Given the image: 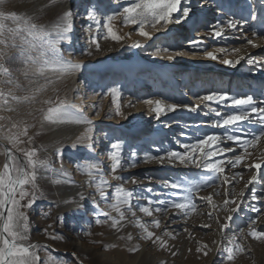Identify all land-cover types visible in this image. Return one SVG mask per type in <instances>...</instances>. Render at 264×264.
<instances>
[{
    "label": "snow or ice",
    "instance_id": "obj_1",
    "mask_svg": "<svg viewBox=\"0 0 264 264\" xmlns=\"http://www.w3.org/2000/svg\"><path fill=\"white\" fill-rule=\"evenodd\" d=\"M5 3L6 0H0V6ZM46 10H55V19L46 23L40 22L41 15L0 10V112L9 113L0 115V140L4 142L0 147L5 157L0 167V264H67L65 258L55 255L50 244L31 239L29 213L38 201L48 199L47 182L56 185L58 192L61 186L76 189L70 194L61 193L60 199L53 201L56 208L63 206L81 215L91 211L96 226L124 233L117 239L128 246L130 253H139L141 244L148 242L171 257L178 256L173 242L180 232L169 225L182 221L183 234L195 239L193 230L187 226L194 216L207 218L209 222L200 225L203 229L211 230L216 225L221 239L212 243L217 245V253L225 255L222 264H235L238 257L250 254L249 240L264 244V228L259 227L264 224V89H260L258 96L251 90L233 93L225 90L222 82L217 86L215 81H208L211 87L203 94L192 92L191 103L163 94L141 100L157 120L179 111L214 118L190 126L192 132L174 134L170 147H165L163 140L150 141L142 146L128 145L127 154L125 140L115 138L113 142L105 134L103 139L109 140L110 145L106 172L105 160L98 158L101 141L96 135V124L83 103H75L67 93L63 97L57 94L55 99L37 100L57 80L71 78L85 67L82 61L67 59L63 54L64 43L72 40L78 14L73 10L72 0H46L38 12L46 14ZM85 13L89 47L82 55L88 57L104 50L101 40L123 47L134 34L152 43L138 39L129 46L141 50L153 48L148 52L152 58L171 62L177 57L200 56L228 68L235 69L243 62L264 71V56L257 57L249 51L264 49V0H89ZM173 25L182 28L188 25L181 34L182 40L176 46L157 44L161 40L157 33L164 39L170 36L176 39L172 35ZM120 28L132 30L121 34ZM209 38L215 45L207 43ZM184 41L187 46L182 48L179 44ZM41 79L45 81L43 84ZM102 95L111 97L116 117L126 118L118 86L108 87L105 93L94 92V96ZM76 99L82 97L77 95ZM37 103L46 107H34ZM22 105L29 107L26 115L32 117V123L20 115ZM124 106L135 107V103L129 99ZM37 112L39 116L35 115ZM103 112L100 106L95 116L100 117ZM64 125L75 127L59 131L55 138L49 136L51 142L44 143L46 130ZM163 127L171 125L165 122ZM203 127L219 131L201 132ZM37 139L42 142L39 147L34 146ZM155 143L159 146L153 151L151 145ZM80 148L91 156L75 162L70 172L64 166L65 152ZM140 164L199 172L175 179L123 174ZM245 171L250 173L247 179ZM73 173L86 177V181L77 182ZM111 181L119 183L114 185ZM144 181L156 186L141 187ZM240 183L243 187L237 191ZM207 189L212 191L202 195ZM214 197L222 200L218 202ZM245 209L255 213V217L248 220L245 228L231 230ZM137 213L150 219H142ZM42 217L50 219L51 209L42 212ZM56 219L62 222L64 217L58 215ZM129 225L140 230L138 235L125 232ZM91 228L89 224L83 233L85 237L93 236ZM42 234L47 241L66 240L53 224H48ZM135 240L139 243H133ZM196 244V253L203 257L214 250L206 242L197 240ZM158 264L168 262L161 259Z\"/></svg>",
    "mask_w": 264,
    "mask_h": 264
},
{
    "label": "rangeland",
    "instance_id": "obj_2",
    "mask_svg": "<svg viewBox=\"0 0 264 264\" xmlns=\"http://www.w3.org/2000/svg\"><path fill=\"white\" fill-rule=\"evenodd\" d=\"M38 0H6V3L3 6H0V10L3 11H16L18 14H24V15H40L38 14ZM89 0H76L74 1V4L72 5L73 10L77 11L78 14L75 17L74 20V31L72 33V40L70 43H64L65 47L72 48V51L74 54H72V57H75L76 60L81 58H91L85 55H82L84 51H86L89 47V34L87 32V21L85 19V7L87 6ZM42 23H46L49 20V15L47 17L41 16ZM209 19H211V16H209ZM119 27V26H118ZM173 36L176 37L175 40L172 38L164 39L162 34L157 33L156 35L161 36V40L156 41L157 44L160 46H168L169 44H173L174 46L177 45L178 41L182 40V33L185 32V29L188 28V26H184L183 28L179 25H173ZM121 34L124 32H129L132 29L130 28H120L119 29ZM141 40L142 43L151 44L152 41L144 42L142 38L136 36L133 34L131 40H127L124 42V46L119 49V52H124L126 55L131 56L132 59L136 60H143L144 57L148 54V52L153 51L154 49L149 47L146 50H141L137 48H132L129 45L132 43L133 40ZM155 39V38H154ZM210 42V43H209ZM101 45L104 46L105 44L114 43L111 41H100ZM207 43L210 46H213L211 41L207 39ZM234 44V42H233ZM237 44V43H235ZM234 44V45H235ZM117 45V44H115ZM180 47L184 48L186 47V41L179 44ZM95 56V55H94ZM93 57V56H92ZM194 56L188 55L185 58L178 57L177 59H180L181 61H188L190 65L188 66L193 68L191 64L194 63L192 61V58ZM149 58V56H148ZM147 59V58H146ZM152 59V57H150ZM175 59V60H177ZM139 60V61H140ZM158 60V59H157ZM166 59L164 60H158L160 61V64H165ZM140 64L142 67H140L136 71L128 72L126 70H122L119 72V77L114 76L113 67L108 68L105 73H97V71L92 72L91 74L89 72L86 73L85 76L78 79L75 83V88L77 91H73L72 96H70V99L73 101L78 100L76 99V96L79 95L82 97V100H78V103H83L84 109L86 113L95 121L97 120V117L95 116V111L99 109L100 106L103 107L104 112L101 114L100 121L96 122V135L97 137L100 134L101 130H106L108 132V138L109 140H112L114 142L115 138H121L125 140L126 147H125V154L128 152V145H144L146 143H149L150 141H164L165 147H170V141L174 138V134L178 135L181 131L186 132H192L193 127L197 124H203L208 121H210L212 118H214L212 115L204 116L196 115L192 113H188L185 111H179L176 113H170L168 116L161 117L157 122H152L151 125V117L147 119L144 118V121L141 123H129L126 124L127 120H122V117H116L114 114L115 105L111 102L110 96H94V92L99 93H105L108 89V87L111 86H119L123 84L122 88L123 91H129V93H136L140 94H146L145 99L150 98L152 96L160 97L161 94L167 97H173L175 100H185L186 102L191 103L192 100L189 99L191 97L192 92H197L200 94H203L206 90H208L211 85L208 84V81H215L217 86L221 85L225 90H228L233 93H248L250 90L254 92L257 96L259 95L260 89H264V84L257 83L256 87L255 84H253L250 81H245L244 79L247 77H256L257 75L252 72L249 67V69H240V71H235L238 73V75H231V71L222 70L221 64L214 62L209 63V61H205V66L208 67L209 73L207 75H199L195 76V70L190 69L191 76L188 78V81L190 83L187 86L186 90L189 89L188 93H183V82L180 83H174L172 78L168 74H164L161 78L160 73H153V70H147L144 69L147 67L145 62H141ZM186 66V65H185ZM11 67L15 68L16 65H12ZM222 68V69H221ZM228 68V67H227ZM231 69V68H230ZM239 69V68H238ZM130 71V70H129ZM90 74V75H89ZM174 74H177V72ZM262 74L264 75V71H262ZM150 75V76H149ZM231 76V78H230ZM143 77V81L138 82L139 78ZM148 77V82H144L145 79ZM22 79V78H21ZM198 82H197V81ZM205 84V86H204ZM192 85V86H191ZM120 88V87H119ZM65 89V88H64ZM154 89H159L160 94ZM150 90V91H149ZM191 90V91H190ZM93 92L94 101H88L89 100V93ZM121 91V92H123ZM58 93V92H57ZM23 94V93H19ZM59 96L63 97L65 95V90H61L58 93ZM187 95L189 97H187ZM127 99L125 96H122L120 99V103L122 106L127 104ZM92 105H96L95 108L92 107ZM24 106V105H23ZM20 115L24 113V111L21 110L20 106ZM122 110L124 113L126 112V115L128 112L133 110V107H122ZM126 110V111H125ZM144 110H147V113L152 116L153 114L150 113L147 109V106L144 105ZM104 113H108L112 118H109L110 121H105L108 116H106ZM0 115H9V113L6 112H0ZM187 116L194 118L191 119H185L184 121L173 123V116ZM171 116V117H169ZM104 117V119H103ZM145 117V116H144ZM169 117V118H168ZM203 117V118H201ZM197 119V120H196ZM31 120H29V123H32ZM165 122L170 123L171 127L164 128L163 124ZM143 123L146 127L144 132L137 133L139 128L143 127ZM129 125V127H128ZM33 131H35L33 129ZM201 132H211V131H219L214 130L210 127H203L200 129ZM31 134V133H30ZM108 140V141H109ZM41 144L40 140L37 139L34 146L39 147ZM159 144L155 143L151 145V150H155L156 147H158ZM110 145L108 142V148ZM102 153V152H100ZM91 154L86 151L85 154H79L75 151L66 150L65 152V168L69 170V168L73 165H75V162L83 161L86 158H89ZM98 158L101 160H105V157L103 154H98ZM106 161V160H105ZM106 172H107V164L105 165ZM73 170V168L71 169ZM71 172V171H70ZM199 172V170L196 169H184V168H160L155 165H144L140 164L135 169H130L123 174L128 175H136L139 177L144 176H154V177H165V178H179L182 175L185 174H195ZM77 173H73V177L76 178ZM250 175L249 172L245 171V179L248 178ZM109 178V177H108ZM110 179V178H109ZM114 185L118 184V181H111ZM147 186H153L156 185H149L147 181H144V183L141 185V187H147ZM127 187L132 188L135 187L133 185H127ZM237 191L243 187V183H240L236 186ZM159 191V188H157ZM90 191V190H86ZM211 189H207L203 191L202 195H207L209 192H211ZM48 199L38 201L34 206L31 212L29 213L30 219L32 221V235L31 239L35 241H41L42 243H48L50 246L55 249V255L57 257H63L65 258L67 264H145L144 263V252H149L153 256L154 264H158V261L161 259H166L168 264H222V262L225 259L224 254L217 253L215 251L217 245L213 244L212 242L219 241L221 237L217 240V231H216V225L213 224V227L211 230L203 229L200 227L202 223L209 222L207 221L206 217H193V219H190L188 221V227L193 230V236L195 239H189L185 234L182 232L183 228V222L182 221H175L170 223L169 227L170 229H173L177 232H180V236L177 241L173 242L176 250L179 252V255L176 257H171L167 252H162L159 249L155 248L154 246H150L148 242H143L141 244V251L139 253H130L127 248L128 246L123 242L119 241L117 239L118 235H122L124 233L117 234L115 230L109 229L106 226H96L94 224L93 220V213L89 211L85 215H81L80 213L69 211L68 208L63 209L62 207L56 208L53 204V201L59 200L57 195L55 194L54 190L48 186L47 190ZM91 199V197H89ZM218 202L222 200V197H214ZM199 203H203L202 201H198ZM141 203H144L143 201ZM103 207V205H101ZM89 208H91V205H89ZM51 209V218L50 219H44L42 217V212L48 211ZM107 210V209H106ZM207 209L205 208V211ZM115 215V213H112ZM58 215H63L64 220L58 221L56 217ZM138 217H141L142 219H150V218H144L142 214L137 213ZM221 218H223V213L220 214ZM239 219L236 220L234 229L239 231V228H245L247 226V222L250 218L255 217V213H252L250 210H243L239 214ZM162 220L167 219L165 217H161ZM194 221V222H193ZM195 222H198L199 225H193ZM48 224H53V227L55 231L58 233L63 234L66 237V240L61 241H47L45 236L42 234L43 230L47 227ZM91 224L92 228L91 231L93 232V236L91 237H85L83 235L84 231L88 228V225ZM238 226V227H237ZM260 228H264V224L259 225ZM230 230V231H231ZM132 232L134 236L138 235L139 229L129 225L128 228L125 230V232ZM92 240H98L102 241V244H117L118 247L116 248H103L102 244H93L91 243ZM202 241L209 244V247L213 248L214 250L209 254L208 257H203L196 253V241ZM133 243H139L138 240L133 241ZM248 245L251 249L250 254L244 255L243 257H238L235 264H264V244L258 242V241H252L249 240ZM77 246L84 247L83 251L75 252L77 249ZM190 249V251H189ZM76 253L75 256L72 254ZM43 255V253H42Z\"/></svg>",
    "mask_w": 264,
    "mask_h": 264
},
{
    "label": "bare ground",
    "instance_id": "obj_3",
    "mask_svg": "<svg viewBox=\"0 0 264 264\" xmlns=\"http://www.w3.org/2000/svg\"><path fill=\"white\" fill-rule=\"evenodd\" d=\"M74 1L76 0H72V5L74 4ZM38 5H37V8H41L43 6L44 3H46V0H38ZM37 9V10H38ZM38 14H40L41 16L43 17H47V15H49V20H53L55 19V10L53 11H47L46 10V14H41L38 12ZM188 26V25H186ZM204 30L201 29V32H203ZM169 38H172L171 36ZM211 41L212 45H215V41L211 40L210 38L208 39ZM237 43L236 41H231L230 43L233 44ZM210 43V42H209ZM236 45V44H235ZM102 48L104 49L102 52H100L99 54H96L95 56L91 57V58H81V59H77L75 57H72V54H74V52L72 51V48H69V47H65L63 45V54L64 56L67 58V59H71L73 61H82L85 65L84 69L82 70V72H80L79 74L71 77V78H68V79H63V80H57L56 84L55 85H50L48 87V89L42 93L38 98L37 100H43V99H47L49 97L55 99L56 95L61 91V90H65V94L67 93L69 99H70V96H72L73 94V91L72 89L75 88V83L78 79H80L81 77L85 76L87 72H89L90 74L92 72H95L97 71V73H105V71L110 68V67H113V71H114V76L116 77H119L120 75L119 72H121L122 70H126L128 72H132V71H136V69L138 70L140 67H142V65L140 64V61L141 62H145V64L147 65V67L144 69L145 71L147 70H153L152 72L153 73H160L161 75V78H163L162 76L165 74H168L174 83H179V86H180V83L183 82V85H182V90H183V93H184V90H185V93H188L189 92V89L186 90L187 86L185 85H188L190 86V83L188 81V78L191 76V70H195V76H199V75H207L209 73V70L208 67H206L204 64V62L206 60H203L200 58V56H194L192 58V61H194L193 64H191L193 66V68L189 67L188 64L190 65V63H188V61H181L180 59H177V60H174V61H167L165 60V64H160V61L157 62L158 60L156 58H152L150 59V57L148 58V54L146 55V57L143 58V60H136V59H132L131 56H128L126 55L124 52H119L118 50L121 49L122 47L120 45H115V43H110V44H105L104 46H102ZM253 55H256L257 57H260V56H264V49H250L249 50ZM71 53V55H70ZM187 57V56H185ZM185 57H181V58H185ZM147 58V59H146ZM209 63H214V61H209ZM218 63V62H217ZM186 65V66H185ZM249 69V66L247 65H244V63L242 62L241 65L237 66V68L233 69V68H227L225 66H222V70H224L226 72V70H229L231 71V75H238V73H236L235 71H240V69ZM239 68V69H238ZM130 70V71H129ZM252 72H254L257 76L256 77H247L245 78L244 80L245 81H250L252 82L253 84H255V87L257 86L256 84L257 83H260V84H264V75L262 74V71H259L258 69L256 68H252L250 69ZM174 72L177 74H174ZM89 74V75H90ZM150 76V75H149ZM188 77V78H187ZM231 78V76H230ZM52 79H56V77H52ZM140 81H143V77L139 78L138 82ZM197 81V80H196ZM45 81L43 79L40 80V83L43 84ZM144 82H148V77L147 79L144 80ZM198 82V81H197ZM123 84L119 85L118 87H120L121 91H123ZM192 86V85H191ZM205 86V84H204ZM53 88L56 89V91H53ZM65 88V89H64ZM155 92L157 91L158 94H160V91L159 89H154ZM150 91V90H149ZM58 92V93H57ZM122 96H125L127 99H132L133 102L135 103V107H133V110H131L130 112H128V114L126 115V112H125V116L126 118H122V120H127L126 124H129L131 122H137V123H141L144 121V118L147 117V119L149 117H151V123L149 125L152 124V122H157L158 120L155 118L154 114L152 116H150L148 113H147V110H144V104L141 103L140 101L145 99V96L146 94H140L137 92V95L136 93H129V91H123L122 92ZM187 97H189L187 95ZM88 101H94V96H93V92L91 91L89 93V100ZM75 103L79 104L78 103V100H75L74 101ZM126 105V104H125ZM34 107H46L45 105H41L39 103H37L36 105H34ZM123 107H126V106H123ZM20 109V107H19ZM21 110L24 111V113L21 114V116L24 118V119H27L28 121L32 119V117L30 116H27L26 113L29 111V107L28 106H21ZM20 111V110H19ZM126 111V110H125ZM36 116H39L40 114L37 112L35 113ZM145 116V117H144ZM97 117V116H96ZM101 117V116H100ZM100 117H97V120H95V123L100 121ZM171 117V116H169ZM168 117V118H169ZM194 116L192 117H187V116H183V115H180V116H173V120L172 122L173 123H176V122H180V121H184L185 119H193ZM203 118V117H201ZM104 119V117H103ZM197 120V119H196ZM105 121L109 122L110 119L109 118H106ZM33 122V120L31 121ZM75 126H72V125H64V126H55L53 127V129L51 131H48L46 130V133H45V141L44 143H50L51 141L48 139L49 136L55 138L56 134L63 130V129H68V128H74ZM129 127V125H128ZM146 129L144 123H143V127L139 128V130L137 131V133H140V132H144ZM36 131V129H34ZM107 134L108 136V132L104 129V130H101L100 131V134L98 136V138H100V145L98 147V154H103V156L105 157V160H106V152H107V148H108V140H105L103 139L104 135ZM41 142V140H40ZM42 143V142H41ZM4 142L2 140H0V145H3ZM68 150H71V149H68ZM71 151H75L76 153H79V154H85V152L87 151L86 149H83V148H80V149H77V150H71ZM102 152V153H100ZM3 153V148L0 147V167H2L3 163L5 162V157L4 155L2 154ZM105 165L107 164V161H105ZM74 168V165L71 166L69 168V171H72L71 169ZM74 178V177H73ZM110 178V177H109ZM77 182H82V181H86V177L82 176L81 174L77 173L76 175V178H74ZM48 186H50V188L52 190H54L55 194L57 195V197L60 199V196H61V193H72V192H75L76 189L74 188H71V187H68V186H61L60 188V192L57 191V186L56 185H53L51 184V182H47ZM74 207V206H73ZM63 209H66V207H62V210ZM193 225H199L198 222H195L192 223ZM128 228V227H127ZM126 228V229H127ZM125 229V230H126ZM217 240L219 239L220 235L219 233L217 232ZM41 242V241H39ZM42 243V242H41ZM84 250V247H80V246H77V249L75 250V252H79V251H83ZM144 263L145 264H154V261L153 260V256L149 253V252H144Z\"/></svg>",
    "mask_w": 264,
    "mask_h": 264
}]
</instances>
